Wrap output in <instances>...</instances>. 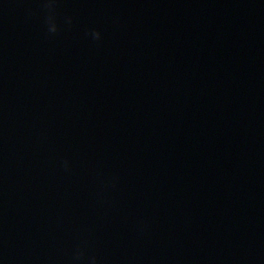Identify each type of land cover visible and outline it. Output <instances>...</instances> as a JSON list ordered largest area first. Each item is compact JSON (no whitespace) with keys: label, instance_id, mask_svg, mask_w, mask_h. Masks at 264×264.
Here are the masks:
<instances>
[{"label":"water","instance_id":"95a60500","mask_svg":"<svg viewBox=\"0 0 264 264\" xmlns=\"http://www.w3.org/2000/svg\"><path fill=\"white\" fill-rule=\"evenodd\" d=\"M44 3L0 0V264H264V0Z\"/></svg>","mask_w":264,"mask_h":264},{"label":"clouds","instance_id":"9594fccd","mask_svg":"<svg viewBox=\"0 0 264 264\" xmlns=\"http://www.w3.org/2000/svg\"><path fill=\"white\" fill-rule=\"evenodd\" d=\"M46 9L49 11V15L47 17V23L49 25V32L56 33L58 31V26L56 23V16H55V0H45V3L43 5ZM67 22L71 23V18H67ZM92 37L94 41H99L101 39V32L96 29L90 30L89 33H87ZM82 255V254H78ZM95 258H93L94 260Z\"/></svg>","mask_w":264,"mask_h":264}]
</instances>
